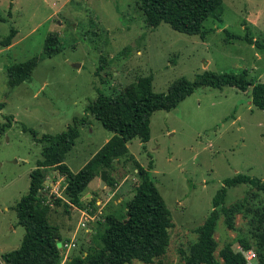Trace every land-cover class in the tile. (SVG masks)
<instances>
[{"label": "rangeland", "instance_id": "rangeland-1", "mask_svg": "<svg viewBox=\"0 0 264 264\" xmlns=\"http://www.w3.org/2000/svg\"><path fill=\"white\" fill-rule=\"evenodd\" d=\"M137 1L0 0V102H5L0 111V264H4L2 253L19 247L25 235L14 207L28 192L30 173L42 158L43 143L37 138L60 133L75 117L88 115L65 160L78 172L113 135L87 111L100 92L110 95L131 89L140 76L147 75L153 76L155 91L166 92L178 77L194 79L205 70L246 69L250 79L264 82V0H223V20L207 19L204 38L179 32L165 22L149 26ZM12 27L17 34L11 45L3 46L1 41ZM248 32L253 44L235 36ZM49 34H57L62 47L52 56L44 52ZM35 55L39 60L30 79L10 86L7 68ZM251 99V88L244 92L230 86L199 87L172 110L152 114L148 141L128 142L141 165L153 164L152 178L174 223L165 253L152 264L185 263L198 239L197 228L210 214L225 178L246 173L264 179V109ZM47 172V180L50 177L56 186L45 185V195L66 196V178L55 168ZM101 172L83 196L93 217L86 226H81L79 209L66 211L63 203L50 213L52 223L71 232L64 242L76 243L60 247L64 248L63 264L79 255L82 247H90L108 215L127 216V203L141 180L134 160H116L107 172V179L110 176L114 182L111 185L106 180L100 186ZM89 192L97 193L101 204H89ZM253 192L248 183L229 187L224 205ZM263 202L260 192L249 205ZM249 217L237 213L235 230L220 217L215 231V254L220 261L221 250L232 243L246 257L252 253L247 264L257 263L255 248L245 250L240 242L241 237L252 240ZM127 264L144 263L136 259Z\"/></svg>", "mask_w": 264, "mask_h": 264}, {"label": "trees", "instance_id": "trees-1", "mask_svg": "<svg viewBox=\"0 0 264 264\" xmlns=\"http://www.w3.org/2000/svg\"><path fill=\"white\" fill-rule=\"evenodd\" d=\"M137 4L149 26L165 22L179 32L199 34L203 38L207 19L223 20V0H138ZM16 34L17 29L12 27L1 44L11 45ZM235 36L251 44L255 42L249 32L245 36ZM61 50L59 36L49 34L44 44L45 54L52 56ZM38 60L39 56L35 55L10 65L7 68L9 85L16 86L30 79ZM153 80L152 75L140 76L131 89L110 95L100 92L88 105L87 111L112 131L113 136L78 172H73L65 160L80 136V126L86 124L88 115L75 117L74 122L60 133L44 134L37 138L43 143L42 158L37 160L36 167L30 173L28 192L14 207L18 224L25 227V235L19 247L2 253L4 264H62L64 248H60L58 242L65 240L59 225L50 221L53 207L63 203L66 211H69V207L86 208L83 196L98 171L104 167L112 169L116 160L121 158L134 160L141 177L134 196L127 203V216L120 219L116 215H108L104 227L93 236L90 247L84 250L82 247L81 253L68 258L67 263L127 264L137 259L144 264H152L156 257L165 253L170 241V228L174 224L172 214L152 178L153 164L148 167L141 165L131 153L128 142L134 138L148 141L152 114L157 110H172L202 86L219 89L230 86L244 92L251 88L252 104L264 109V82L250 79L246 69L241 72L205 70L194 79L180 76L166 92L155 91ZM4 106L5 102H0V111ZM48 168L59 170L66 178V196L45 195L43 189ZM113 183L109 176L107 184ZM240 183L250 184L256 192L225 206L228 188ZM260 192L264 193V179L246 173L225 178L213 198L210 214L197 228L198 239L185 256L184 264H247L246 255L242 251H235L232 243L221 250L222 261L215 254L218 248L215 231L220 217L223 215L226 225L235 230V216L240 212L247 217L251 215L248 232L252 237V240L241 237L240 242L245 250L255 248V255L258 256L256 264H264V202L257 206L249 205L251 198H257ZM91 193L89 204L92 205L98 198L97 193Z\"/></svg>", "mask_w": 264, "mask_h": 264}, {"label": "crops", "instance_id": "crops-1", "mask_svg": "<svg viewBox=\"0 0 264 264\" xmlns=\"http://www.w3.org/2000/svg\"><path fill=\"white\" fill-rule=\"evenodd\" d=\"M113 136V135H112ZM112 136H110L109 138H108V140L112 137ZM107 140V141H108ZM56 171L57 172H59V170H57L56 169ZM64 177L62 176V179H63ZM50 179V177L48 178V180L46 181V185L47 186H56V181H50L49 180ZM118 188V187H117ZM88 195H92V193L91 192H89L88 193ZM59 197H63L62 195H58ZM97 204H101V201H100V199H98L97 201ZM72 209H79V212H80V214H82V221H83V219L85 220V217H87V218H89V219H91V218H93L92 216H91V214H90V212H89V210L87 209V208H84V209H80V208H77V207H71ZM73 213V211L70 213V214H72ZM69 214V215H70ZM82 221H81V226H82ZM59 225V224H58ZM59 227H60V231H61V233H62V235H63V239L64 240H66V237H65V235L66 236H70V233L63 227V226H60L59 225ZM83 227V226H82ZM65 232H68V234H66ZM75 235V233H72V236H74ZM68 238V237H67ZM72 241H74V240H72ZM75 242V241H74ZM1 261H2V259H1ZM4 263V262H3ZM63 264V263H62Z\"/></svg>", "mask_w": 264, "mask_h": 264}, {"label": "built area", "instance_id": "built-area-1", "mask_svg": "<svg viewBox=\"0 0 264 264\" xmlns=\"http://www.w3.org/2000/svg\"><path fill=\"white\" fill-rule=\"evenodd\" d=\"M85 220H86V221H83V222H82V225H83V226H86L87 222H88L90 219L87 218V217H85ZM90 229H91V228H88L87 230H90ZM61 242H62V241H61ZM62 245H63L64 247H66V248H70V247H74V246H76V243H75L74 241H70V242L66 241V242H62ZM250 255H252L251 252L248 253L247 258H251ZM254 255H255V254H254Z\"/></svg>", "mask_w": 264, "mask_h": 264}, {"label": "water", "instance_id": "water-1", "mask_svg": "<svg viewBox=\"0 0 264 264\" xmlns=\"http://www.w3.org/2000/svg\"><path fill=\"white\" fill-rule=\"evenodd\" d=\"M107 172H108L107 167H104L102 169V172H101V182H100V186H104L105 185L106 180H107ZM58 246L59 247L62 246V242L61 241L58 242Z\"/></svg>", "mask_w": 264, "mask_h": 264}]
</instances>
